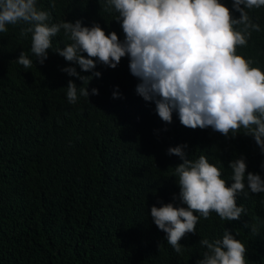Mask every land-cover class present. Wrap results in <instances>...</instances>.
<instances>
[{
  "label": "trees",
  "instance_id": "trees-1",
  "mask_svg": "<svg viewBox=\"0 0 264 264\" xmlns=\"http://www.w3.org/2000/svg\"><path fill=\"white\" fill-rule=\"evenodd\" d=\"M220 2L232 10V0ZM36 6L50 14L49 23L99 24L124 40L117 13L105 12L104 0H36ZM246 11L260 31L250 30L236 54L264 72V6ZM239 16L232 10L234 19ZM6 27L0 33V264H196L206 251L199 241L220 239L225 230L244 244L246 264H264V193L246 188L247 196L237 195V206L247 210L238 221L215 212L200 217L196 234L180 241L182 254L151 217L153 206L178 204L174 168L182 161L168 155L169 148L187 145L191 160L204 155L229 186L228 165L240 157L247 172L264 179V154L243 128L235 138L211 127L193 130L175 111L166 123L155 103L137 94L141 81L127 56L115 69L97 62L83 72L54 52L71 42L61 31L41 65L31 53V34L20 35L26 25ZM22 51L33 60L31 68L16 62ZM67 67L93 78L83 85L63 71ZM69 80L99 94L87 99L78 90L70 104Z\"/></svg>",
  "mask_w": 264,
  "mask_h": 264
},
{
  "label": "clouds",
  "instance_id": "clouds-1",
  "mask_svg": "<svg viewBox=\"0 0 264 264\" xmlns=\"http://www.w3.org/2000/svg\"><path fill=\"white\" fill-rule=\"evenodd\" d=\"M104 5L105 12L117 13L114 20L123 30V41L116 32L106 34L99 24L49 23L50 14L38 10L36 0H0V33L8 31L6 25L23 22L26 27L20 35L31 34V53L41 65L61 31L71 42L54 52L83 72H92L97 62L115 69L127 56L131 74L141 81L137 94L155 103L162 121L170 124L175 111L180 123L193 130L211 127L235 138L243 128L264 154V72L251 66L253 60L236 54L238 46L247 45L251 31H260L246 9H258L264 0H232L239 19L220 0H104ZM236 25L243 28L237 30ZM16 62L25 69L33 66L23 51ZM63 71L83 85L93 78L79 75L75 67ZM66 89L70 104L77 102L78 90L87 99L99 94L95 88L91 93L87 87L78 88L72 80ZM113 98H118L116 93ZM186 147L168 149V155L182 161L174 168L179 193L173 200L178 204L151 208L154 224L177 254L184 251L181 239L196 234L200 217L208 219L215 212L221 220L238 221L247 210L237 206V195L247 196L246 188L253 194L264 193V179L247 172L244 157L229 163V186L204 155L189 159ZM251 230L257 234L255 226ZM199 244L206 251L196 264H246L244 244L228 230L220 239H201Z\"/></svg>",
  "mask_w": 264,
  "mask_h": 264
}]
</instances>
